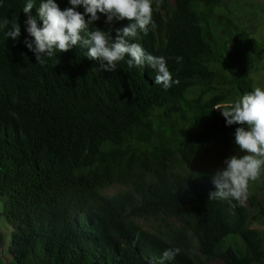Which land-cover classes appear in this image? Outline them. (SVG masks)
<instances>
[{
	"label": "trees",
	"instance_id": "trees-1",
	"mask_svg": "<svg viewBox=\"0 0 264 264\" xmlns=\"http://www.w3.org/2000/svg\"><path fill=\"white\" fill-rule=\"evenodd\" d=\"M223 1L152 0L155 27L134 42L165 58L179 83L164 89L127 56L113 72L79 47L37 63L25 21L42 27L41 0L28 14L27 0H0V203L12 264H158L169 248L181 252L166 264H264V167L246 199H208L223 161L246 154L239 125L219 111L264 75L263 11ZM97 15L89 31L113 42L128 24ZM16 22L13 41L5 32ZM111 186L120 189L103 194Z\"/></svg>",
	"mask_w": 264,
	"mask_h": 264
},
{
	"label": "clouds",
	"instance_id": "clouds-1",
	"mask_svg": "<svg viewBox=\"0 0 264 264\" xmlns=\"http://www.w3.org/2000/svg\"><path fill=\"white\" fill-rule=\"evenodd\" d=\"M70 7L61 10L54 0H41L37 15L42 27H37L36 19L28 16L25 21L26 32L32 38L25 39L26 48L33 53L37 63H45L54 53L67 52L73 47L87 49L88 59L101 61V68L113 72L117 62L125 60L129 69L134 66H148L155 71L154 83L164 89L178 84L173 80L163 56H153L134 42L138 33L147 35L149 25L155 27L152 20V0H68ZM83 7L84 13L77 11ZM34 7V0H27L23 12L28 14ZM100 13L106 17L105 23L113 20H127L128 24L116 30L114 42L109 32L99 29L89 31V26L98 21ZM85 16L88 17L87 21ZM9 20L3 21L7 27ZM13 41L20 36V26L16 22L5 32ZM182 57H176L177 63ZM220 107V106H217ZM226 126L239 125L235 129L234 140L238 150L246 153L233 155L223 161L224 168L211 177L215 191L209 192L208 199L242 200L247 198L248 185L255 181L264 167V90L257 87L251 93L244 94L235 102L223 105L219 111ZM180 248H169L162 252L158 264H166L180 254Z\"/></svg>",
	"mask_w": 264,
	"mask_h": 264
},
{
	"label": "rangeland",
	"instance_id": "rangeland-1",
	"mask_svg": "<svg viewBox=\"0 0 264 264\" xmlns=\"http://www.w3.org/2000/svg\"><path fill=\"white\" fill-rule=\"evenodd\" d=\"M168 4L172 2V0H164ZM238 3H248V4H256L260 7V9L263 11L262 14H260V19L257 24V30L258 32L256 33L260 37H264V0H236ZM226 0L223 1L225 3ZM256 81V88L259 87L262 90H264V75L258 74L255 77ZM119 186H111L107 188L106 190L103 191V194H112L119 190ZM140 224L144 227L149 229L153 221L149 219L145 220H138ZM10 233H11V228L10 226L4 221V218L1 213V203H0V264H12V259L9 253V242H10ZM209 264H221V262L217 260H211L209 261Z\"/></svg>",
	"mask_w": 264,
	"mask_h": 264
}]
</instances>
